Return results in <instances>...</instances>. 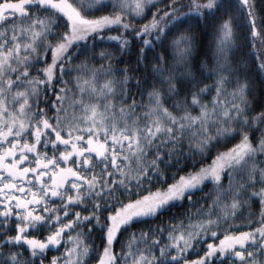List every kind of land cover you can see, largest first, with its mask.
<instances>
[{"label": "snow or ice", "instance_id": "obj_1", "mask_svg": "<svg viewBox=\"0 0 264 264\" xmlns=\"http://www.w3.org/2000/svg\"><path fill=\"white\" fill-rule=\"evenodd\" d=\"M0 264H264V0H0Z\"/></svg>", "mask_w": 264, "mask_h": 264}, {"label": "trees", "instance_id": "obj_2", "mask_svg": "<svg viewBox=\"0 0 264 264\" xmlns=\"http://www.w3.org/2000/svg\"><path fill=\"white\" fill-rule=\"evenodd\" d=\"M189 258H193V257L190 255Z\"/></svg>", "mask_w": 264, "mask_h": 264}]
</instances>
